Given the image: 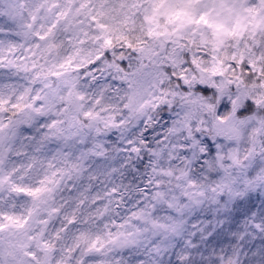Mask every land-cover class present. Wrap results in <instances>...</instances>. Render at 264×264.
Listing matches in <instances>:
<instances>
[{"label": "rangeland", "instance_id": "obj_1", "mask_svg": "<svg viewBox=\"0 0 264 264\" xmlns=\"http://www.w3.org/2000/svg\"><path fill=\"white\" fill-rule=\"evenodd\" d=\"M248 103L264 0H0V264H264Z\"/></svg>", "mask_w": 264, "mask_h": 264}, {"label": "trees", "instance_id": "obj_2", "mask_svg": "<svg viewBox=\"0 0 264 264\" xmlns=\"http://www.w3.org/2000/svg\"><path fill=\"white\" fill-rule=\"evenodd\" d=\"M190 70H192V74L190 75L193 79H197V77H198V73L202 70V62H200V61H198V60H195V63H194V65H191V67H190ZM259 72V71H258ZM257 72V73H258ZM168 73H169V71H168ZM260 74H257V75H255L256 74V71H253L252 72V76L253 75H255L254 77L257 79V80H259L260 78V75L262 74V72H259ZM250 78L251 77H249L248 79H247V83L250 81ZM256 80V81H257ZM179 81V79L178 78H174L171 82L172 83H170V86H168V87H166V89H165V99H167V97L169 96L170 98H171V100H173L174 102H175V104H178L179 102L178 101H180V97L182 96V95H180L182 92H184V95L186 94V93H188V90L185 88L186 87V85L184 84V87L182 88V89H180L179 87H178V84H177V82ZM173 87L175 88V90L173 89ZM167 92V93H166ZM177 96H178V99H177ZM183 100H184V98H183ZM175 109L176 110V108L177 107H171V106H166V107H161L160 109H158V113L160 114V113H165V112H168V110H171V109ZM264 108H261V107H257V106H254V105H251V104H245V106L244 105H242V107H241V105L236 109V111H237V113H238V116L239 117H249L251 120H252V117H254V116H257V118L260 120V121H262V123H263V125H264V110H263ZM216 114H214V117H216L215 116ZM261 118H263V120L261 119ZM219 119V117L217 116V120ZM264 127V126H263ZM262 127V128H263ZM256 196H257V194H255V195H253V197H246L245 195L243 196V200L245 201V208H246V212H248V211H250L251 210V208L256 204L255 203V198H256ZM234 206V207H233ZM236 209L237 208H235V205H233V202H231L230 203V205L228 206V207H223V208H221V209H217L216 211H215V213L213 212L212 213V221L213 220H216V219H221L222 221H225L226 220V218H228L230 215L231 216H234V214H235V212H236ZM227 254H228V252H227ZM229 255V254H228Z\"/></svg>", "mask_w": 264, "mask_h": 264}, {"label": "water", "instance_id": "obj_3", "mask_svg": "<svg viewBox=\"0 0 264 264\" xmlns=\"http://www.w3.org/2000/svg\"><path fill=\"white\" fill-rule=\"evenodd\" d=\"M46 19L49 20V19H50V16H48ZM23 34H24L25 36H30V35L32 34V30H31V29H28V30H26V31H23ZM88 76H89V74H88ZM8 258H9L10 260H13V257L10 256V255H8Z\"/></svg>", "mask_w": 264, "mask_h": 264}]
</instances>
